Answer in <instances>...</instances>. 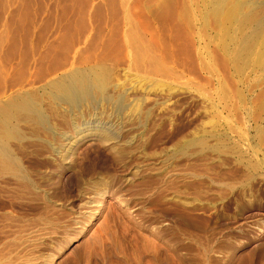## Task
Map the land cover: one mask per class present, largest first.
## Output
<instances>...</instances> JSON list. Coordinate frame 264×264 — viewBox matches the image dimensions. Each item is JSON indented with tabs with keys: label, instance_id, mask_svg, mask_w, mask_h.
Segmentation results:
<instances>
[{
	"label": "rangeland",
	"instance_id": "rangeland-1",
	"mask_svg": "<svg viewBox=\"0 0 264 264\" xmlns=\"http://www.w3.org/2000/svg\"><path fill=\"white\" fill-rule=\"evenodd\" d=\"M216 22L207 0H0V108L88 57L125 102L42 98L13 140L0 114V264H264V61Z\"/></svg>",
	"mask_w": 264,
	"mask_h": 264
},
{
	"label": "bare ground",
	"instance_id": "bare-ground-1",
	"mask_svg": "<svg viewBox=\"0 0 264 264\" xmlns=\"http://www.w3.org/2000/svg\"><path fill=\"white\" fill-rule=\"evenodd\" d=\"M168 1L169 0H167V2ZM171 1H173V0H171ZM207 4L209 6V10L211 12L212 18L214 17L217 19L216 23L219 22V25L221 26L220 28H222L223 25L229 23V27L224 28V30L226 29V31H225L226 33L225 32L224 33L227 35L226 37H228L229 42L232 45L231 50H232V53L234 54L235 60L238 62H242V64H243V59H244L243 56L248 55L255 63H257V65L260 64L262 62V60L264 61V59H262V57L264 56V24H263V22H264L263 21L264 20V17H263V15H264L263 14L264 4H263V1L245 0L244 2H241L240 0H207ZM181 6H183V5H181ZM183 9H186L185 5H184ZM186 10H187V12H189L188 9H186ZM189 13H188V15H190ZM181 16H182V13H181ZM183 16L186 17V13H184ZM209 17H211V16H209ZM262 17H263V20H262ZM186 20H184V21H186ZM131 39L129 38L128 40H124L125 46H127V47L130 46ZM228 45H230V44H228ZM147 46H149V45H147ZM215 48H216V46H215ZM145 51H147V50H145ZM67 52H70V51H67ZM59 54L61 55V53H59ZM78 54H79V52H78ZM47 55H49V54H47ZM56 56H58V55H56ZM87 56H86V58H87ZM73 58H75L73 60V61H75L76 58H78V57H75V55L73 54ZM88 58H87V60L85 59V61H83V60L80 61L79 63H77V65H74V66L72 65V63H70L67 70H64V72H62L59 75H55V76L53 75L54 77L51 78L50 80L47 79L48 81L40 87V89H39L40 91H30V92L28 91V92L24 93L22 96L20 95V97H13V98H10V100L7 99L9 101L6 104H4V106H2L0 108V114L2 116V118L0 117L1 121H2L1 123H3L4 126H6L8 129L7 132H6V130L3 131V132H6V136L4 135V137L7 138V140H10L11 138H15L16 136H18V133H20V131L16 129L14 124H13L14 126H12L11 121L16 119L19 115L22 116L24 114L29 119H31L32 116H36L39 118V123L41 125L47 124L46 116L44 115L43 110H42V108H43L42 105L44 103L43 102L44 100L42 101V98H46V99L50 100V102H49L50 105L51 104H53V105H56V104L66 105L69 112H71V113L77 111L82 106H93V105L98 106V105H100V107H101V104H103V103L111 104L115 107L116 106L121 107L123 105V103H125V102H123L124 101L123 94H120L121 91L118 93H114L113 90H115V89L112 88V90H108V87H110L109 83H112V82H109L111 80L110 77H112V76H110L111 72L109 71L111 68L108 69L107 68L108 66H105L104 64L102 65L103 62L102 63L96 62V64H92L90 62H93V61H90ZM156 58H158V57H156ZM68 59L66 61H68ZM156 62H157V60H156ZM114 85H115V83H114ZM111 87H114V86L111 85ZM116 87H118V86L116 85ZM119 87H118L117 91H119ZM53 105H51V106H53ZM113 106H112V108H113ZM123 106H125V105H123ZM103 108L104 107H102V112L100 111V115L103 113H106L105 109H103ZM27 121H30V120H27ZM83 122H85V121H83ZM105 122H107V121H105ZM105 122L102 124L101 122L97 121L98 124L96 123V125H94L93 128H99V127H102L103 125L105 126L106 125ZM78 124H80V123H78ZM73 126L75 128H78V129L81 128L79 125H76L75 123L73 124ZM108 127H106L107 129L105 131L101 132V135L98 133L101 136L100 139H102L103 141H109V140L117 139L119 137L118 132H117L118 136L116 138L115 130H113L114 127L111 129H110V127L108 129ZM1 129L3 130V128H1ZM0 140H1V138H0ZM11 140H13V139H11ZM108 143H110V141ZM113 143H114V141H113ZM8 145H10V144H8ZM9 147H11V146H9ZM9 147L6 144V140L4 141V143L0 144V167L2 166L3 169H4V167L5 168L7 167V169L10 168L11 170L13 169V171L19 170L20 169L19 168L20 164H18L19 160L17 161L18 158H16V156H14L12 154V152H11L12 149ZM16 173H17V171H16Z\"/></svg>",
	"mask_w": 264,
	"mask_h": 264
}]
</instances>
